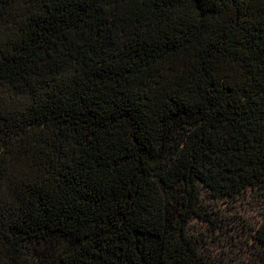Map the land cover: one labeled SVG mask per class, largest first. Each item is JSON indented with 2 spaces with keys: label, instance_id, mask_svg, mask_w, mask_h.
I'll return each instance as SVG.
<instances>
[{
  "label": "trees",
  "instance_id": "1",
  "mask_svg": "<svg viewBox=\"0 0 264 264\" xmlns=\"http://www.w3.org/2000/svg\"><path fill=\"white\" fill-rule=\"evenodd\" d=\"M263 184L264 0H0V264H222Z\"/></svg>",
  "mask_w": 264,
  "mask_h": 264
},
{
  "label": "rangeland",
  "instance_id": "2",
  "mask_svg": "<svg viewBox=\"0 0 264 264\" xmlns=\"http://www.w3.org/2000/svg\"><path fill=\"white\" fill-rule=\"evenodd\" d=\"M201 192V216L189 224L201 255L222 264H261L264 249L256 235L264 223V184L234 197Z\"/></svg>",
  "mask_w": 264,
  "mask_h": 264
}]
</instances>
